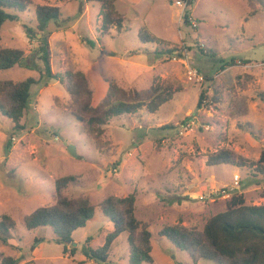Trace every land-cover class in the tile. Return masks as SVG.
<instances>
[{
    "label": "rangeland",
    "instance_id": "rangeland-1",
    "mask_svg": "<svg viewBox=\"0 0 264 264\" xmlns=\"http://www.w3.org/2000/svg\"><path fill=\"white\" fill-rule=\"evenodd\" d=\"M31 2L19 12L18 21L4 22L2 47L34 56L36 34L41 33L35 6H57L60 19L46 29L51 70L81 71L92 91V106L101 104L111 79L126 89L157 88L168 100L153 112L143 106L136 113L112 117L99 137L83 131L75 113L87 116L71 99L65 81L31 86V100L20 119L22 129H14L0 112V220L7 215L15 223L7 243L0 240V260L13 256L17 264H96L80 249L88 236L93 248L100 247L113 228L100 202L135 190V216L148 222L153 257L152 263L141 264H215L194 263L158 232L178 222L202 229L209 217L226 209L233 193H242L246 204L264 203V162H259L264 150L261 0H195L191 26L180 17L183 0H115L123 24L119 29L112 25L106 33L100 3ZM143 26L167 42L142 43L137 34ZM164 48H181L184 56L175 60L174 53L155 56V49ZM189 67L202 79L189 78ZM29 76L37 79L39 73L19 66L0 70V81ZM201 91L207 100L214 95L218 102L197 110ZM68 145L74 146L76 156L68 152ZM221 148L246 158L245 165H206L207 156ZM234 174L239 175V186L229 197L208 196L212 189L233 186ZM66 175L77 178L62 194L70 199L87 197L95 206L92 219L72 234L74 255L63 252L64 244L50 227L28 230L23 221L36 208L55 203L54 180ZM127 255L122 233L112 243L108 260L100 264H129Z\"/></svg>",
    "mask_w": 264,
    "mask_h": 264
},
{
    "label": "trees",
    "instance_id": "trees-1",
    "mask_svg": "<svg viewBox=\"0 0 264 264\" xmlns=\"http://www.w3.org/2000/svg\"><path fill=\"white\" fill-rule=\"evenodd\" d=\"M97 2L101 5L102 33L114 25L118 29L122 27V17L114 8L115 0H85ZM185 6L181 14V20L185 25L191 26V10L195 0H184ZM264 5V0H261ZM31 0H0V31L5 21H18L19 12L31 5ZM60 9L52 5H36V27L41 32L38 37L39 45L32 53L24 55L22 49L2 47L0 45V70L14 66L25 67L39 73L36 79L29 76L21 81H0V112L9 118L14 129H22L20 119L25 113L31 100V86L46 84L49 80L66 83V90L71 99L78 102V107L84 111L86 118H80L81 127L87 134L99 137L103 133L104 126L117 115L136 113L145 106L150 112L168 100L162 97L157 88L136 90L120 87L113 79L108 81V89L99 106L91 105L92 91L87 85L84 74L81 71L62 69L52 71L50 65V52L48 35L46 31L48 23L59 21ZM116 17V18H115ZM29 35V34H28ZM138 38L142 43H155L159 45L167 42L165 39L152 33L146 26L139 29ZM85 44H93L82 38ZM201 49V48H200ZM176 48H164L154 51L155 56L163 53H177ZM202 51V49H201ZM204 52H207L204 51ZM208 53V52H207ZM109 55H113L112 53ZM36 59L39 61L37 62ZM41 62V65L38 64ZM234 64V60L230 65ZM225 65L221 66V69ZM210 81V77H206ZM205 92L201 91L196 103V109H209L218 102L214 95L207 100ZM247 161L241 155L235 154L226 148H221L210 153L206 159V165L230 164L243 166ZM259 162H264V150ZM258 162V163H259ZM75 175H66L54 180L55 203L41 206L25 215L24 225L28 230L48 226L57 236V241L64 244L63 252L67 250L71 255L77 252L73 245V232L92 219L95 206L87 197L70 199L62 194V190L76 181ZM136 191H132L124 197L113 195L106 196L99 204L102 214L112 223L104 243L100 247L93 248L90 245L91 236L86 237L81 246L80 253L96 264L108 260L112 243L122 233H126L128 245L127 261L129 264L152 263L151 233L148 222L140 221L135 216ZM15 228L14 221L7 215H2L0 220V240L7 243L10 229ZM159 235L169 240L175 247L185 251L189 258L197 263L200 260H209L215 264H264V203L246 204L242 193H233L228 200L226 209L209 217L202 229L186 227L181 222L164 225L159 230ZM38 241V239H35ZM18 259L13 256H3L0 264H17Z\"/></svg>",
    "mask_w": 264,
    "mask_h": 264
},
{
    "label": "built area",
    "instance_id": "built-area-1",
    "mask_svg": "<svg viewBox=\"0 0 264 264\" xmlns=\"http://www.w3.org/2000/svg\"><path fill=\"white\" fill-rule=\"evenodd\" d=\"M181 2V1H180ZM185 6V1L183 0V8H182V12ZM182 14V13H181ZM181 17V15H180ZM190 23L193 25L194 21L192 19H190ZM179 54H182L184 56L183 51H179ZM179 56L177 55V53H174V55L172 56V58L175 60L176 58H181L183 56ZM188 74H189V78L191 79H195V80H201L202 77L198 74V72L193 69V68H188ZM239 186V175L238 174H234L233 175V186H231L230 188H227L226 186H222L220 188H216V189H212L209 191L208 196L209 197H214V196H223V197H229L230 196V192L236 188H238ZM204 196H200L201 199H203Z\"/></svg>",
    "mask_w": 264,
    "mask_h": 264
},
{
    "label": "water",
    "instance_id": "water-1",
    "mask_svg": "<svg viewBox=\"0 0 264 264\" xmlns=\"http://www.w3.org/2000/svg\"><path fill=\"white\" fill-rule=\"evenodd\" d=\"M28 34L29 36H32L34 35V32H28ZM36 36L40 37V33H37ZM67 150L72 156H76V151L73 145H68Z\"/></svg>",
    "mask_w": 264,
    "mask_h": 264
},
{
    "label": "crops",
    "instance_id": "crops-1",
    "mask_svg": "<svg viewBox=\"0 0 264 264\" xmlns=\"http://www.w3.org/2000/svg\"><path fill=\"white\" fill-rule=\"evenodd\" d=\"M88 3H90V2H88ZM160 38H162V37H160ZM113 54V53H112Z\"/></svg>",
    "mask_w": 264,
    "mask_h": 264
}]
</instances>
